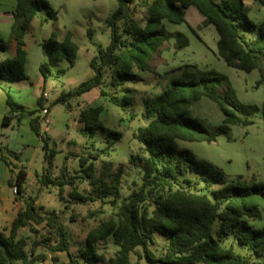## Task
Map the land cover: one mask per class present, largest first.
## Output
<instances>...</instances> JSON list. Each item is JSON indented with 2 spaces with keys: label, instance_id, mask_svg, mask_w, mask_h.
I'll return each mask as SVG.
<instances>
[{
  "label": "trees",
  "instance_id": "1",
  "mask_svg": "<svg viewBox=\"0 0 264 264\" xmlns=\"http://www.w3.org/2000/svg\"><path fill=\"white\" fill-rule=\"evenodd\" d=\"M115 1L116 9L106 21L111 30L110 42L90 60L92 76L73 91L60 93L54 104H67L94 90L124 110L132 108L140 94L144 103L141 114L147 124L133 135L141 146V155L129 159L130 169L137 171V182L124 189L127 167L120 165L113 170L110 161H102L96 173L94 162L109 156L113 142L82 153L78 162L81 181L91 187L95 196H85L73 186L67 193L69 200L85 204L96 198L111 206L112 216L92 228L77 253L72 254L71 238L61 221L69 207L61 212L47 210L37 207L36 198L28 196L22 199L10 227L0 231V264H41L47 260L44 252L64 253L65 264H132V260L134 264H264V227L256 229L250 225L264 212V183H247L241 177L228 182L219 169L177 146L178 141L211 144L218 136H227L230 127H248L259 109L239 103L228 79L215 70L184 65L162 75L153 71L163 51L171 48L178 52L189 45L186 35L168 32L164 23L186 25L196 35L185 18L189 8L203 18L202 27H213L217 35L216 55L228 67L244 73L258 69L264 60V22L254 24L248 19L245 0ZM42 8L47 9L50 19H56L45 0H15L8 41L12 46L10 56H5L8 42L0 39V84L25 79L24 37ZM137 8L144 11L141 24L135 19ZM49 47L52 59L74 64L78 48L69 32L59 42L51 40ZM45 70L42 65L43 79ZM140 73L153 74L157 81H144ZM172 73L176 76L168 77ZM139 82L145 87L151 84V89L158 92L144 97V92L128 87ZM5 95L9 111L16 113L18 120L29 118L30 130L52 158L57 152L40 134V117L16 104L8 92ZM202 98L221 112L222 122L214 130L188 116L189 107ZM43 102V96L37 99L39 112ZM102 111L101 106L81 110L79 123L83 129L92 134L100 128ZM9 120L3 117L2 124ZM108 136L118 141L122 135L108 131ZM8 157L18 160V155L7 151L1 160L12 172L17 171L9 185L15 188V197H20L27 189L25 168L8 162ZM47 183L59 186V196L65 201L63 187L67 182L47 178ZM96 212L100 213L98 210L89 215ZM70 220L74 222L72 217ZM25 229L38 238L21 235ZM107 242L115 248L113 257L105 258L100 253L99 247Z\"/></svg>",
  "mask_w": 264,
  "mask_h": 264
},
{
  "label": "rangeland",
  "instance_id": "2",
  "mask_svg": "<svg viewBox=\"0 0 264 264\" xmlns=\"http://www.w3.org/2000/svg\"><path fill=\"white\" fill-rule=\"evenodd\" d=\"M45 1L56 13V19L49 18L46 8H42L34 16L24 37L25 79L18 82H2L0 96L2 93L8 92L16 104L24 107L27 111L34 112L35 115L39 114L37 99L42 94L46 96L43 106L49 108L48 117L51 124H40V134L48 139L49 148L54 149L57 153L51 158L49 157L50 153L42 149L41 140L27 125L28 117L20 121V131L14 127L12 130L10 129L12 132L6 134L14 140L7 144H9V151L18 156L19 152H22L23 149L26 150L24 158L19 162L28 174V187H33L32 191L34 192L36 188L38 189L36 193L31 194V197L36 198V206H43L44 209L56 212L63 211L65 206L69 207L61 215V221L71 238L70 251L72 254H76L87 233L100 221L107 220L113 214L109 204H101L96 198H94V202L88 201L85 204L72 203L73 201L69 200L67 193L72 190L73 186L85 196H95L91 192V187L81 181L83 174L79 172V158L82 153L94 152L113 142L109 156L94 162V169L98 173L102 161L112 162L113 170H116L120 165L126 166L124 189L129 187L131 182H137V171L130 169L129 159L141 155V146L133 138V135L139 127L145 126L147 121L142 118L144 103L140 94L136 95L134 106L124 110L99 97L96 91L70 100L64 105L54 104L60 93L73 91L92 76L89 62L99 48L107 47L110 42L111 30L106 21L116 9V1ZM261 1L247 0L245 5L247 10L244 12L254 24L264 22V0ZM14 4L15 0H0V39L5 42L10 39L11 12ZM192 11L195 9L192 8ZM195 13L196 17H193L190 12H186V20L195 30L197 36L192 34L186 25L164 23L168 32H180L186 35L189 45L178 52L171 48L163 51L160 58L154 63L153 71L162 75L184 65H196L200 70H215L228 79L232 93L239 103L256 106L259 112L251 119V124L248 127H230L227 136L220 135L211 144L178 141L177 146L179 149L188 150L197 160L206 161L219 169L228 182L241 177L242 181L247 183H264V60H261L258 69L250 73L228 67L216 55L217 35L213 27H201V24L198 23L199 14L196 11ZM143 16L144 11L137 8L136 21L141 24ZM66 32L71 34L72 41L78 48L77 58L72 66L66 61H56L50 55L49 42L51 40L61 41ZM11 53L12 46L8 42V53L5 56H10ZM42 65L46 66L44 79L40 73ZM171 76H176V73L168 75V77ZM140 77L144 81H157V77L150 73H140ZM104 80L108 81L106 77ZM150 86L151 84L145 87L142 82L135 85L128 84V87H132L138 92H144V97L158 92V89H151ZM4 105L0 104V113ZM89 106L103 108L99 115L101 127L92 134L83 129V125L79 123L81 110ZM188 116L198 120L209 130H214L222 122V115L218 107L206 98L193 103L189 107ZM108 131L120 132L122 136L118 141H114L108 136ZM15 145H19V147L16 149ZM46 154H48L47 157ZM8 162L16 164L9 157ZM13 171L15 174L17 173L16 170ZM47 178L52 180L60 178L61 181L67 182L63 187L65 201L59 196L60 187L47 183ZM42 182H44L43 186ZM124 189L123 193H125ZM109 200L108 198L105 201ZM98 210L100 213L89 215L90 212ZM71 217L74 222L70 220ZM250 225L256 229L264 227V212L257 220L250 222ZM21 235L29 236L31 239L38 238V235L30 233L27 229ZM161 243L162 241L159 239L158 246ZM99 248L105 258L113 257L115 248L110 242ZM38 252L43 251L39 249ZM44 253L47 260L41 264L67 263L64 253ZM79 264L84 263L80 261ZM132 264H134V260H132Z\"/></svg>",
  "mask_w": 264,
  "mask_h": 264
},
{
  "label": "crops",
  "instance_id": "3",
  "mask_svg": "<svg viewBox=\"0 0 264 264\" xmlns=\"http://www.w3.org/2000/svg\"><path fill=\"white\" fill-rule=\"evenodd\" d=\"M244 4L245 5L247 4V0L244 1ZM195 11H192V8L187 9L185 11V18H186V12H190V14L193 17H196ZM202 21H203V18L199 15L198 23L201 24V27H202ZM84 95H82V97ZM1 103H2V105L3 104H5V105H4V107L0 113V121H1V127H0V231H2L3 229H8L10 227L12 221L16 217V214H17V211H18L20 205L22 204V199H24L28 196H31L32 193H36V191L38 190L36 188V190L34 192V191H32L33 187H30V188L28 187L29 186L28 185V174H27L26 170H25L26 178L24 181V186L27 189L25 192H23L20 195V197H15V195L13 194V188L9 185V181L11 179H13L15 173H14V171L12 172L5 165V163L1 160V156H7V151H9V144H7V143L14 141V140L10 139V136H8L6 134L7 133L9 134V132H12V131H10V129L12 130V128H14V127H17L18 131H20V121L22 119L18 120V115L16 113H11L9 111V108L6 105L5 92L2 93L0 96V104ZM43 108H46V107L43 106ZM5 116L8 117L10 120L6 125H3L2 120H3V117H5ZM27 125L29 126V122ZM5 144H6V146H5ZM14 147L17 149V147H19V145H15ZM24 151H26V150L23 149L22 152H19L20 154L18 156V160L13 159L14 162L16 163V165H18V167H22V168H24V167L20 164L19 161L24 158ZM6 234H7V232H6Z\"/></svg>",
  "mask_w": 264,
  "mask_h": 264
},
{
  "label": "built area",
  "instance_id": "4",
  "mask_svg": "<svg viewBox=\"0 0 264 264\" xmlns=\"http://www.w3.org/2000/svg\"><path fill=\"white\" fill-rule=\"evenodd\" d=\"M43 98L45 99L46 96L45 94H42ZM49 111L47 110V108H43L40 110L38 116L40 117L41 120V124L44 123L45 125H50L51 121L48 117ZM13 194H15V188H13Z\"/></svg>",
  "mask_w": 264,
  "mask_h": 264
}]
</instances>
